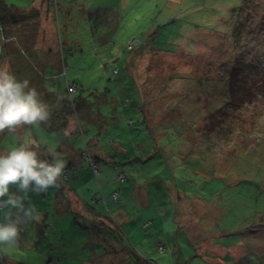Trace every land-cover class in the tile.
Segmentation results:
<instances>
[{"label": "rangeland", "instance_id": "obj_1", "mask_svg": "<svg viewBox=\"0 0 264 264\" xmlns=\"http://www.w3.org/2000/svg\"><path fill=\"white\" fill-rule=\"evenodd\" d=\"M14 1L25 7L32 0H6L9 7ZM43 1L51 14L39 18L41 45L57 49L60 60L54 67L38 61L32 66L40 74H56L61 87L74 82L75 110L100 115L87 121L78 111L83 132L50 130L46 124L6 131L0 152L16 146L17 136H26L41 152L51 148L63 159L60 141L81 146L91 132L97 136L107 128L105 146L111 148L108 137L116 138L126 153L142 154L107 163L93 159L97 169L112 166L106 184L104 177H98L100 184L94 173L91 177L97 191L91 205L103 208L97 210L111 226L103 228L113 240L108 249L120 245L118 225L128 247L126 254H106L107 264H120L119 256L125 255L126 264H154L137 261L142 256L157 264H264V95L247 77L241 84L248 90L232 102L237 104L232 115L217 112L231 99L228 83L236 60L246 62L250 74L263 70L264 0ZM36 24L13 32L27 45H37V36L28 31ZM13 67L8 63L18 79L37 87L29 67ZM123 114L127 119L121 124ZM89 160L82 166L93 168ZM59 183L41 195L30 192L31 204L53 212L50 204L64 197L66 181ZM100 185L109 188L103 198ZM64 210L59 217L43 213L42 222L21 227L18 245L0 252V264H56L58 258L61 264H88L83 259L89 252H104L105 245L93 241L100 220L76 219L68 202ZM142 220L150 226L142 228ZM158 236L169 246L162 253L154 248ZM176 244L183 260L177 259Z\"/></svg>", "mask_w": 264, "mask_h": 264}, {"label": "crops", "instance_id": "obj_2", "mask_svg": "<svg viewBox=\"0 0 264 264\" xmlns=\"http://www.w3.org/2000/svg\"><path fill=\"white\" fill-rule=\"evenodd\" d=\"M1 2L5 5H8V3L6 2V0H1ZM43 0H32L30 2H28V4L26 6L29 7V9H39L41 16L43 17H48V15L51 14V8L50 5H48V2L43 3ZM11 3V7L13 8H17L19 10H25V7L20 6L16 1L14 2H10ZM27 9V10H29ZM36 31H37V39L43 38V35L39 32V23L37 24ZM40 42V41H37ZM37 48L39 49V47L41 48V51L44 53H49L44 55L46 58L44 59H39L41 56H37V61L39 60L40 62H38L41 66H46V68H48L49 64L52 65V67L56 66L59 63V58L57 57V53L55 52V48L53 47H42L41 43H37ZM18 45L16 43H5V42H1L0 40V67H7L8 68V63H12L13 66L15 67L16 70H21L22 67L27 66L28 64L31 63V61H28V58L24 55H21L20 52H18ZM17 54L22 57L23 59L21 61L18 60ZM25 58V59H24ZM26 60V62H25ZM15 63L17 64V66H15ZM13 67V68H14ZM20 68V69H19ZM10 69V68H9ZM23 71V70H22ZM21 71V72H22ZM23 73V72H22ZM44 73V78L42 79V85H46L48 87V90L52 91V92H58L60 88L62 89H66L68 85L71 84H75L74 82H67L66 86H59L60 84L58 82H56V78L57 75L52 73V74H47L43 71ZM76 85V84H75ZM77 87V85H76ZM75 111V109H73ZM82 116H86L87 121L92 120L95 114L91 113V112H87L85 108L82 109ZM87 113V114H86ZM78 113H73L72 115H68L67 118V123L66 126L64 128V130L69 129L70 131H77L78 129H80L82 131V128L84 127L82 125V123L79 122V117L77 115ZM92 114V115H91ZM100 115V113L98 114ZM97 114L95 116H98ZM145 119L144 121L147 122L145 115L143 116ZM127 119V115L123 114L120 118V123L122 124V122L124 120ZM143 121V122H144ZM91 129V128H90ZM87 129V130H90ZM107 128H104L102 131H100V133L96 136L95 133H92L91 131V136L89 138H84L83 139V144L81 146H75V144L73 143H69V144H64L63 141H60V150H62L63 153V160H69L68 162L66 161V166H68V168H66V171H69L68 174V178L66 176V184L64 189V197H56V200L53 201L50 204L51 209H53V212L55 213V215L53 214L52 211L46 213L43 209H39L37 207V210L39 213L42 214L43 217V213H46L48 217H59L61 216L63 213L62 211L65 212L64 208L66 206V203L68 202V206L69 208H71L72 210H76L75 212L77 214L76 215V219H80L79 216H84L86 219L88 220H100L99 224H97V232L94 233V237H93V241L95 243L98 242H102L105 245V251L97 254L94 250H92V252H89L88 257L83 259L84 262L88 263V264H107V260L105 258L106 254H110L111 256L116 254V252H126L128 251V247L123 243L124 239H123V235L121 234V232L119 231V225H118V229H117V235H119L120 237V245L115 244V246L113 247L115 250H109L108 246H109V242H112L113 240L108 237L104 232H103V228L104 227H108L111 229V226L107 224V220L101 215L99 214L100 212L97 209H101L103 210V208L98 207L97 209L94 208L91 204L93 201H97L96 198V186L95 183H93V180L91 179L92 174L94 173V175L97 177V182L100 184L101 181H99V178H103V181L105 182L104 184H106V182L108 181V179H111L110 175L108 174H113V172H111V165H106L104 168L99 166V169L94 170L93 168H88L87 166H82L84 162V159H89L88 156L90 157V160L92 159H98L101 158V162H110L109 160H112V162H115L114 159H118L120 158L121 160H124L126 158L130 159V160H136L141 158V153L138 150H130L126 153L125 149L123 148V144L121 142V140L116 139V138H109L110 141V147L105 146V143L102 140V136L107 133ZM119 130V129H117ZM19 132V129L17 130ZM83 132V131H82ZM127 133V132H126ZM108 136V135H107ZM125 139V138H124ZM129 141V138H127ZM135 144H138L137 141H135ZM143 146V145H142ZM87 150V151H86ZM142 151L145 153L146 149ZM152 150H148L147 154H146V158L147 156H149V154L151 153ZM86 152V153H85ZM88 152V153H87ZM85 153V154H84ZM93 154V156L91 155ZM84 158V159H83ZM89 160V161H90ZM102 169V170H101ZM90 174V177L87 176ZM67 175V172H66ZM99 177V178H98ZM93 178V177H92ZM100 192H101V196L103 198V190L107 191L109 190V188L106 186H101L99 188ZM139 192H143V191H139ZM113 193V192H112ZM145 194H148V192L146 191ZM144 193L141 194V196H143ZM104 200V199H103ZM44 219L41 220V222ZM82 220V219H81ZM149 220V219H147ZM147 220H142L141 223V227L142 228H146L149 225H147L146 227L142 226V224L144 222H147ZM54 223V221H53ZM151 223V222H150ZM55 224V223H54ZM104 225V226H103ZM55 226V225H54ZM101 226H103L101 228ZM120 228H122V226L120 225ZM99 229V231H98ZM124 229L126 230V228L124 227ZM129 230H133V227H130ZM115 231V230H114ZM158 242H163L164 244H166V246L169 249L168 243L161 238L160 236L157 237V241L156 244H154V248L157 249V243ZM176 246L174 248V252L177 256L178 260H183L184 254L182 253V248L180 246V244H176ZM177 248V249H176ZM167 249V250H168ZM158 251V249H157ZM209 251L212 253L214 250L209 248ZM159 252V251H158ZM162 253V252H159ZM124 254V255H125ZM104 257V258H103ZM169 257L171 258V256L169 255ZM78 258V257H77ZM76 258V259H77ZM208 258V257H207ZM10 259V258H9ZM63 258H58V263L56 264H61V260ZM209 259V258H208ZM74 259H72L73 261ZM4 262V264H11L9 262V260H2ZM14 261V260H11ZM118 261H120L119 263L122 264H126L127 258L126 255L125 256H119ZM137 261L143 262V261H151L154 264H157L155 262V260L153 259H149L148 257H140L138 258ZM64 264H68V262H63Z\"/></svg>", "mask_w": 264, "mask_h": 264}, {"label": "clouds", "instance_id": "obj_3", "mask_svg": "<svg viewBox=\"0 0 264 264\" xmlns=\"http://www.w3.org/2000/svg\"><path fill=\"white\" fill-rule=\"evenodd\" d=\"M49 119V106L29 80H20L9 68L0 67V134L48 124ZM65 167L55 150L38 152L26 136H17L16 146L0 152V252L18 245L21 227L40 222L42 214L31 204L29 193L41 195L58 187Z\"/></svg>", "mask_w": 264, "mask_h": 264}, {"label": "trees", "instance_id": "obj_4", "mask_svg": "<svg viewBox=\"0 0 264 264\" xmlns=\"http://www.w3.org/2000/svg\"><path fill=\"white\" fill-rule=\"evenodd\" d=\"M40 16H41L40 10L36 9V8L29 9V10H19L17 8H14V7L13 8L9 7L6 4L4 6H0V40H1V42L2 43L3 42H5V43L17 42L16 44L19 47L18 52H20L21 55L26 56L28 58V61L35 62L36 65H37V58L39 56H41L39 59H44V58H46L44 55L49 54V53L42 52L40 47H39V49L37 48L38 47L37 45H34V44H32V45L28 44L27 45L26 43H24V40H21L20 35H18V37H17L16 32H13V30H15L17 27H20V28L24 27V26L30 24L32 21H37V24H38ZM37 24L35 25V27H37ZM35 27H33L32 30H31V28H28V31H31V34L37 36V31H36ZM33 29H35V30H33ZM8 38H10V40H8ZM16 40H18V41H16ZM42 40H43V38H40V37L37 39V41H40L39 43H41ZM21 41H22V44L20 43ZM54 50L57 53V57L59 58V54L57 52V49H54ZM17 57H18L19 61H21L23 59L18 54H17ZM59 60H60V58H59ZM25 62H26V60H25ZM38 62H40V61L38 60ZM245 64H246V62L238 59V60H236L234 66L232 67L231 74L229 77L230 81L228 83V86L231 88V91H232V93H231V99L232 100L229 98L224 103V105H221L217 109V112L220 113L224 117L229 118L232 115L233 110H231V109L235 108L232 106L235 103H232V102L234 101V99H236V97L238 98L241 94L244 96L245 95L244 91L248 90L247 87L243 85L244 84L243 81L244 80L247 81L246 80L247 77H250V79H251L249 84L252 85L253 87H257V90L260 91V93L264 95V67H263V70L260 71L261 72L260 75H258L257 72L250 74L249 72H245V71H250V70H246L247 66ZM32 65H34V64L31 63V64L27 65V67H29L28 71H29L30 76H31L30 80L31 79L36 80L37 87H35V88L37 89V91L40 95V98L49 106L50 119H49V123L46 124V126L50 130H53L55 128H59V129L63 130L66 126L68 115H72L73 113H78V111H79V110H77V111L73 110V109H75L76 100L71 99V96H70L71 91H69L67 88L66 89L60 88L58 92H52V91L48 90V87L44 84L42 85V83H41L42 79L45 76L44 73L42 72V74H40L42 70H40V69L37 70V67L34 68V66H32ZM49 66H52V65L49 64ZM236 69H237V72H236ZM254 70H259V68L254 69ZM28 71H25V73H28ZM115 72H116V70H115ZM241 72L242 73L245 72V73L242 75V74H240ZM245 74H247V75H245ZM16 76H17V78H19L18 73L16 74ZM259 80H260V82H259ZM257 82H259V84L262 83V85L257 86ZM241 83H243V84H241ZM242 95L240 96L239 101L242 100V97H243ZM235 105H237V104H235ZM79 112H80V114H82L83 110L80 108ZM230 120H231V118H230ZM220 125H218V126H220ZM2 134H0V137L2 136ZM38 152H41V151L38 150ZM41 153H43V152H41ZM66 168H68V166H66ZM66 168H64V170H63V172H64L63 175H65L64 180H66V172H67L65 170ZM60 180L63 181L62 178ZM59 187H61V183H59ZM144 223L142 224V226H144ZM166 249H168V247L166 246V244H164V249L161 251L158 249V251L164 252Z\"/></svg>", "mask_w": 264, "mask_h": 264}, {"label": "built area", "instance_id": "obj_5", "mask_svg": "<svg viewBox=\"0 0 264 264\" xmlns=\"http://www.w3.org/2000/svg\"><path fill=\"white\" fill-rule=\"evenodd\" d=\"M67 89H68L69 91H73V90L75 89V85H74V84L68 85ZM88 158L90 159L89 156H88ZM90 162H91V165H92L93 169L96 170L95 163L93 162L92 159L90 160ZM61 178H62V180H64L65 175H62ZM122 178H123V174L120 173V174H119V179H122ZM112 196H113V198L117 199V197H118L117 192L114 191V192L112 193ZM150 222H151V221H149V222H145V223H144V226L148 225ZM157 248H158L160 251L163 250V249H164V244H163V242H158V243H157Z\"/></svg>", "mask_w": 264, "mask_h": 264}]
</instances>
